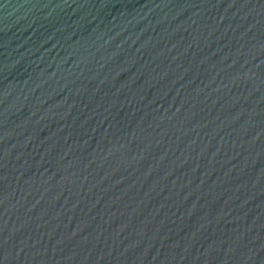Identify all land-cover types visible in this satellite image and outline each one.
Here are the masks:
<instances>
[{"label": "water", "instance_id": "water-1", "mask_svg": "<svg viewBox=\"0 0 264 264\" xmlns=\"http://www.w3.org/2000/svg\"><path fill=\"white\" fill-rule=\"evenodd\" d=\"M0 264H264V0H0Z\"/></svg>", "mask_w": 264, "mask_h": 264}]
</instances>
